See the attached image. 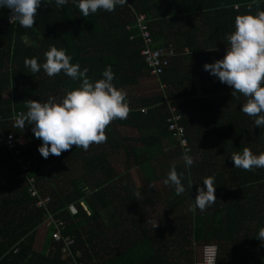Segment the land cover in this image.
Wrapping results in <instances>:
<instances>
[{"label": "trees", "instance_id": "16d2710c", "mask_svg": "<svg viewBox=\"0 0 264 264\" xmlns=\"http://www.w3.org/2000/svg\"><path fill=\"white\" fill-rule=\"evenodd\" d=\"M130 7L148 19L151 46L162 47L169 45V36L176 35L184 21L189 24L197 16L213 32H223L233 25L235 16L264 10V0H126L111 12L98 9L85 17L72 0L60 8L55 0H41L31 28L9 22V10L0 8L1 127L23 139L21 154L34 157L31 174L51 195L48 212L64 221L62 233L74 238L87 264H185L179 259L192 251L190 244L211 242L218 249L214 264H232L234 260L264 264V245L257 239L258 229L264 225V167L244 170L233 167L230 159L231 153L245 147L254 154L264 152V127L252 124L253 118L236 107L240 93L219 90L212 94L205 87L200 95L186 90L194 76L202 85L208 79L203 60L191 73L175 69L174 56L157 78L150 75L140 55L138 29H125ZM195 31L194 27L188 29V35ZM49 46L63 48L71 63L87 68L90 80L100 78L105 66H110L116 88L137 87L142 78L151 77L157 91L138 96L123 91L129 107L127 117L105 126L104 142L90 144L87 150L73 145L59 156L42 158L37 151L41 141L33 136L31 124L25 120L18 129L12 115L26 112V100L43 102L52 95L59 100L65 89L78 85V80L63 72L49 77L42 69L31 72L25 67L26 57L43 62L42 53ZM172 107L184 128L188 150L167 129ZM118 125L131 127L138 135H121ZM117 149L123 152L127 165L120 171L108 159ZM185 151L193 158L188 168L182 160ZM171 165L178 174L183 173L185 191L176 195L173 187L164 185V204L170 211L185 204L188 209L174 213L171 229L166 231L161 223H155L154 228L148 223L145 208L157 198L154 181L163 180ZM134 166L140 170V185L130 172ZM17 172L13 156L0 145V264H66L58 244L48 251L50 228L41 249L33 248L34 234L46 212L34 207L26 185L15 178ZM206 176L214 177L216 201L203 211L191 210L196 187H203L201 180ZM60 177L64 180L57 187ZM187 181L192 183L189 188ZM71 203L76 208L74 214L67 210ZM106 207L117 217L110 226L101 218Z\"/></svg>", "mask_w": 264, "mask_h": 264}, {"label": "clouds", "instance_id": "9594fccd", "mask_svg": "<svg viewBox=\"0 0 264 264\" xmlns=\"http://www.w3.org/2000/svg\"><path fill=\"white\" fill-rule=\"evenodd\" d=\"M69 0H55L57 8ZM82 16L95 13L98 9L113 11L116 6L124 5L126 0H72ZM41 0H0V8L9 10L11 19L21 27L31 28ZM227 45L223 56L211 63H204L202 68L210 75L230 86L232 93H240L245 98L239 110L253 118L251 123L264 127V10L255 13L246 12L234 17L233 30L226 34ZM43 62L36 57L25 58L24 65L31 72L43 70L51 77L63 72L78 85L65 89L64 94L55 99L49 96L43 102L26 100V112L16 120V125L31 124V132L41 143L37 151L42 158L49 154L59 156L64 150L75 145L87 150L90 144L105 141V126L114 119H125L129 107L125 93L113 83V72L105 66L98 79L90 80L87 68L78 63H71V56L63 48L49 46L43 53ZM233 167L251 170L264 167V152L254 154L247 147L230 154ZM186 168L193 164V158L187 151L182 153ZM183 173H177L171 165L162 182L173 187L174 193L180 195L185 191ZM203 187L197 185L192 199L191 210L203 211L211 206L214 196V177L206 176L201 180ZM188 188L192 185L187 181ZM156 224L153 225V228ZM257 239L264 245V225L257 232Z\"/></svg>", "mask_w": 264, "mask_h": 264}, {"label": "built area", "instance_id": "2783aa9c", "mask_svg": "<svg viewBox=\"0 0 264 264\" xmlns=\"http://www.w3.org/2000/svg\"><path fill=\"white\" fill-rule=\"evenodd\" d=\"M127 14L130 18V22L126 24L125 29L130 30L132 27L138 29L142 42L140 55L149 69L148 73L157 78L163 72L164 68L169 65L172 57L177 54V50L171 45L152 47V39L145 14L133 7H130ZM8 21L13 22L11 16L8 18ZM132 38L133 35H129V39ZM140 111L146 112V108L140 107ZM171 111V117L167 118V129L171 132V136L178 140L180 146L184 150H188L186 137L184 136V128L179 123V115L174 112V107L171 108ZM21 114L20 111H16L12 115V122L18 129L23 128L16 125V120ZM1 120L0 114V145L5 146L9 150L18 165V172L15 174V178L19 179L23 185H26V192L29 197L33 199L34 207L41 208L46 212L43 222H45V229H51L50 235L52 241L48 251H54V244H58L60 258L63 259L66 264H87L83 250L80 246L75 244L74 238L62 233L65 227L64 221L54 217L48 212L47 204L51 200V195L31 174V170L35 165L34 157L32 155L21 154L23 139L20 136H15L11 131H4L1 127ZM83 207L85 209L84 205ZM67 210L71 214L76 212V208L72 203L67 206ZM214 260L215 245H205L203 247V264H214Z\"/></svg>", "mask_w": 264, "mask_h": 264}, {"label": "crops", "instance_id": "0c3cea01", "mask_svg": "<svg viewBox=\"0 0 264 264\" xmlns=\"http://www.w3.org/2000/svg\"><path fill=\"white\" fill-rule=\"evenodd\" d=\"M189 22L191 23L188 24L187 21H184L183 23L179 24L178 33L176 35L172 34V36H168L170 40L169 45H172L178 51L175 55L176 61L173 62L175 69H189V71L192 73L194 70L196 71L200 68L201 63H211L214 60L219 59L223 56L227 45L226 34L230 33L233 30V25L227 26L223 32H213V30H211V28L207 24L203 23V21L197 16H195ZM193 27L196 29L195 33H193L192 35H188V29H193ZM185 42L193 44L194 48L190 49L188 46H186ZM199 74L201 73L199 72ZM216 81H218V78H216L214 75H208V79L204 80V83L202 85L198 77L194 76L188 83H186V90L190 93L194 92L200 95L202 94V88L205 87L209 88L212 94L219 92V90L225 92H232L230 86H227L220 81H218V83L216 84ZM4 94L8 95L9 92L6 91ZM236 98L238 99L236 107L240 106V104H242L245 100V98L241 94L238 95ZM227 101L229 102V99ZM112 212H114L113 209ZM116 218V213L114 212L112 218L110 217L109 219H111V222H114L116 221ZM46 231L47 229H45V233Z\"/></svg>", "mask_w": 264, "mask_h": 264}, {"label": "rangeland", "instance_id": "374dc122", "mask_svg": "<svg viewBox=\"0 0 264 264\" xmlns=\"http://www.w3.org/2000/svg\"><path fill=\"white\" fill-rule=\"evenodd\" d=\"M122 91L130 93V95L138 96V95H150L157 91V85L155 84V80H153L151 77L142 78L138 86L128 87L123 89ZM55 99L58 100V98L55 95H52ZM118 132L121 135L125 136H137L138 132L128 126L118 125L117 128ZM111 153V154H110ZM108 155L109 161L112 163V166L115 167L117 170H124L126 168V162L124 158V154L120 149L113 150ZM132 178L136 182L137 185L142 184V177L140 176V170L137 167H132L130 169ZM64 180V177H60L59 180L56 182L57 187H60L62 185V182ZM153 188L156 191L157 198L153 199V204L148 205L145 208V211L148 213V223L149 224H155V223H161L166 231L171 229V224L173 222V214L178 213V210L187 211L188 207L186 205L180 206L178 210L176 211H170L166 205L164 204V196H165V186L162 182V180H156L153 183ZM84 205L83 203H81ZM114 212H112V209L110 207H106L101 210V218L102 220L108 224V226L111 225V219ZM117 219V218H116ZM110 221V222H109ZM35 238L33 247L36 250H39L41 248V244L43 241V237L45 236V222L42 221L41 225L37 227V230L35 232ZM205 245H215V256L218 253V249L215 243L211 242L209 244H190V247L192 248L191 252H188L186 257L180 258L179 261L185 264H203V247ZM176 250V249H174ZM189 251V250H188ZM174 255H177V252H174ZM232 264H244L237 260L232 261Z\"/></svg>", "mask_w": 264, "mask_h": 264}]
</instances>
